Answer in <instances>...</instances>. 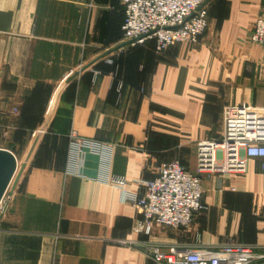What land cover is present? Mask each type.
Wrapping results in <instances>:
<instances>
[{"label": "crops", "instance_id": "crops-1", "mask_svg": "<svg viewBox=\"0 0 264 264\" xmlns=\"http://www.w3.org/2000/svg\"><path fill=\"white\" fill-rule=\"evenodd\" d=\"M204 5L199 43L158 52L153 40L123 38L120 0H0V147L29 153L38 136L0 211V264H168L157 249L228 243L264 252L262 157L247 158L243 174L206 177L208 210L189 227L142 231L138 209L99 181L97 154L67 166L72 132L110 143L111 172L136 192L162 162L195 169L197 143L221 138L225 105L264 106L248 86L264 72V50L251 41L264 0Z\"/></svg>", "mask_w": 264, "mask_h": 264}, {"label": "built area", "instance_id": "built-area-1", "mask_svg": "<svg viewBox=\"0 0 264 264\" xmlns=\"http://www.w3.org/2000/svg\"><path fill=\"white\" fill-rule=\"evenodd\" d=\"M125 13L123 38L131 46L153 40L158 52L182 42L197 44L208 26L206 0H120ZM251 41L264 50V16L254 24ZM107 63L113 64L112 59ZM17 111V109H15ZM221 138L201 140L196 145V166L191 170L179 159L162 162L152 179L138 181L139 191L126 188L127 178L111 172L112 144L70 134L68 170L85 151L100 158L99 181L120 190L123 200L142 214L135 229L142 231L148 222L170 227H189L194 217L208 210L203 201L204 179L224 173L243 174L249 157L264 158V106L253 102L223 107ZM264 168V164L261 165ZM3 205L1 202L0 210ZM258 247L224 244L215 248L200 247L171 255L156 252L155 259L168 264H264V252Z\"/></svg>", "mask_w": 264, "mask_h": 264}, {"label": "water", "instance_id": "water-1", "mask_svg": "<svg viewBox=\"0 0 264 264\" xmlns=\"http://www.w3.org/2000/svg\"><path fill=\"white\" fill-rule=\"evenodd\" d=\"M37 140L38 136L35 138L33 146L28 153V157L22 163L19 172V162L17 156L11 150L0 147V205L13 180L15 182L18 179L24 167L26 166ZM3 211L4 209L2 210V212Z\"/></svg>", "mask_w": 264, "mask_h": 264}, {"label": "rangeland", "instance_id": "rangeland-1", "mask_svg": "<svg viewBox=\"0 0 264 264\" xmlns=\"http://www.w3.org/2000/svg\"><path fill=\"white\" fill-rule=\"evenodd\" d=\"M252 66L253 65H250V67L249 68H247V65H245V67H244V73H249L250 74V72H252ZM255 71V70H254ZM254 75H255V72H254ZM257 76L256 77H253V82H252V84H248V86H251V88H252V86H253V84H254V88H255V90L256 91H260V92H262V93H264V72L262 73V71L261 70H258V73L256 74ZM261 87H263V88H261ZM264 100V99H263ZM31 139H32V137H31ZM1 145L2 146H6L5 148H7L8 149V147L7 146H9L8 144H7V142H3V143H1ZM11 148H13V150H14V152H15V154H16V156H17V158H18V162H19V166H18V172L20 171V169H21V166H22V163L26 160V155H27V150H26V152H25V149L26 148H24L23 147V149H22V147H21V145H19L18 147H11ZM17 172V173H18ZM13 185H14V180H13V182H12V184L10 185V187H9V189H8V191H7V193H6V195L4 196V198H3V200H2V205H3V208L5 207V204H6V201H7V198H8V196H9V194L11 193V191H12V188H13ZM1 211V210H0ZM2 212V211H1Z\"/></svg>", "mask_w": 264, "mask_h": 264}]
</instances>
